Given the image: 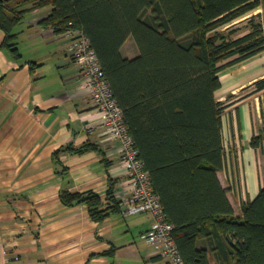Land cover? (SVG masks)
<instances>
[{"label": "trees", "instance_id": "1", "mask_svg": "<svg viewBox=\"0 0 264 264\" xmlns=\"http://www.w3.org/2000/svg\"><path fill=\"white\" fill-rule=\"evenodd\" d=\"M0 0L4 45L16 57L10 28L26 13L50 6L41 24L57 32L82 30L104 69L139 157L159 195L185 264H264V186L234 214L217 172L224 169L219 73L264 50V28L250 17L251 30L234 38L228 25L251 13L261 0ZM30 4L29 6H25ZM24 7V8H22ZM138 47L127 57L129 37ZM264 89V79L256 82ZM263 135L255 136L258 146ZM85 143L55 151L83 154ZM67 206L84 204L102 222L122 211L111 182L106 198L94 191L62 190ZM231 238V240L229 239ZM111 251L106 252V254Z\"/></svg>", "mask_w": 264, "mask_h": 264}, {"label": "crops", "instance_id": "2", "mask_svg": "<svg viewBox=\"0 0 264 264\" xmlns=\"http://www.w3.org/2000/svg\"><path fill=\"white\" fill-rule=\"evenodd\" d=\"M51 11L36 8L11 26L18 57L4 45L8 32L0 26V264H164L146 237L154 220L150 213L127 214L122 207L96 222L86 205L67 206L60 199L62 190L106 198L114 182L115 195L123 200L131 194V181L120 142L106 132L80 78L72 35L41 24ZM253 15L264 28V0ZM245 16L237 23H248L251 16ZM250 30L251 25L234 38ZM126 45L125 56L137 55ZM219 76L216 95L226 105L222 121L229 155L217 175L234 214L241 216L243 204L264 186V139L252 145L255 136H264V89H256L264 79V50ZM85 143L94 148L54 154Z\"/></svg>", "mask_w": 264, "mask_h": 264}, {"label": "built area", "instance_id": "3", "mask_svg": "<svg viewBox=\"0 0 264 264\" xmlns=\"http://www.w3.org/2000/svg\"><path fill=\"white\" fill-rule=\"evenodd\" d=\"M68 32L73 37L72 57L79 66L80 78L89 90L92 104L99 112L106 132L120 142L121 161L131 181V194L122 200L124 212L150 213L154 220L146 234L148 242L165 259L164 264H185L172 233L174 226L166 217L159 195L154 192L150 174L125 122L123 109L114 97L89 37L78 29Z\"/></svg>", "mask_w": 264, "mask_h": 264}, {"label": "rangeland", "instance_id": "4", "mask_svg": "<svg viewBox=\"0 0 264 264\" xmlns=\"http://www.w3.org/2000/svg\"><path fill=\"white\" fill-rule=\"evenodd\" d=\"M252 14H254V11H252L251 13H249L248 15H246L245 16V18H248V17H250ZM244 18V17H243ZM242 18H240V19H238V20H236V21H234L233 23H231V24H229L227 27H228V29H234L235 31V33L232 35L233 37H236L237 36V34H243L247 29H248V27H249V25H250V22H248V23H243V22H239V23H237L239 20H241ZM257 21H261L260 20V18H258L257 17V19H256ZM245 22V21H244ZM127 49L130 51L129 53H132V49H137L138 50V47H137V45H136V43H135V40H134V38L131 36V37H129L128 38V40H127ZM136 46V47H135ZM127 53V55H132V54H128V52H126ZM213 264V263H212Z\"/></svg>", "mask_w": 264, "mask_h": 264}, {"label": "water", "instance_id": "5", "mask_svg": "<svg viewBox=\"0 0 264 264\" xmlns=\"http://www.w3.org/2000/svg\"><path fill=\"white\" fill-rule=\"evenodd\" d=\"M229 239L231 240V238L229 237Z\"/></svg>", "mask_w": 264, "mask_h": 264}]
</instances>
